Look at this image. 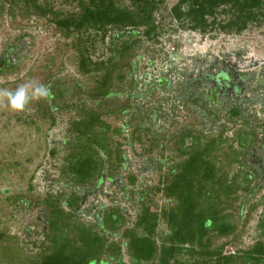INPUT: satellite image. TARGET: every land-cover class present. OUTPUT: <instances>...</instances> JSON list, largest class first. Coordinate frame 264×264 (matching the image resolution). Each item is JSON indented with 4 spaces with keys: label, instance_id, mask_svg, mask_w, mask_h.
I'll return each mask as SVG.
<instances>
[{
    "label": "rangeland",
    "instance_id": "374dc122",
    "mask_svg": "<svg viewBox=\"0 0 264 264\" xmlns=\"http://www.w3.org/2000/svg\"><path fill=\"white\" fill-rule=\"evenodd\" d=\"M178 2L161 0L155 31L145 35L143 27L138 34L114 27L60 31L54 21L76 12V0H38L51 10L41 18L21 17L24 10L0 0V89L32 81L51 90L19 112L0 98V264H40L54 251L84 254L86 229L120 250L114 259L99 252L107 264H158L159 254L137 263L129 240L149 236L158 252L171 244L168 220L178 201L166 187L190 160L200 170L188 175L195 211L212 219V247L226 244L223 255L241 264V252L264 244V181L253 170L257 158L264 167V22L239 34L223 31L225 6L202 34L172 19ZM112 4L133 10L130 0ZM80 51L93 66L87 75L78 69ZM96 63L111 71L104 101L95 95L104 72L94 71ZM87 111L100 115L102 126L88 134L96 132L98 144L73 127ZM83 153L97 171L79 185L68 161ZM118 209L123 218L114 224L107 217ZM41 213L45 222L37 219ZM226 222L235 225L234 236L212 229ZM180 248L179 260L191 263L194 242Z\"/></svg>",
    "mask_w": 264,
    "mask_h": 264
},
{
    "label": "trees",
    "instance_id": "16d2710c",
    "mask_svg": "<svg viewBox=\"0 0 264 264\" xmlns=\"http://www.w3.org/2000/svg\"><path fill=\"white\" fill-rule=\"evenodd\" d=\"M11 5L17 8L15 11L24 10V13H18L21 17L28 14H34L38 17H45L47 12L51 11L49 8H45L38 4V0H8ZM161 0H130L133 8L130 11L127 8L118 9L112 4V0H76V12L69 14L61 20H56L54 23L58 29L62 32H69L71 29L80 33L85 29H103L106 27H114L121 31L127 30V33L138 34L136 29L139 27L145 28L143 34L151 35L155 31L154 26V13L158 10V5ZM228 6L229 17L220 28L226 32H234L239 34L244 31L249 24H260L264 22V0H179V2L170 9V16L176 22H179L182 28L192 31H198L205 33L208 29L207 19L216 15L218 9ZM48 10V11H47ZM14 14L13 12L10 13ZM129 28V29H128ZM84 30V31H85ZM121 47L127 51L128 43L122 40ZM92 63L82 55L80 51V57L78 60V69L84 74L91 72ZM93 67V66H92ZM105 63H96L94 71H104L102 74V81L98 80V86L95 89L96 97L101 98L103 101L108 98L110 93L104 91V88L109 84L111 78V71L105 70ZM101 76V74H100ZM103 88V89H102ZM84 114V112L82 113ZM86 116L82 117L79 123H74L73 127L76 132L81 134L86 141L94 142L98 144L95 136L96 132L88 135L94 128V125H101L99 121L100 115L94 111H87ZM102 128V127H99ZM201 154L197 155L196 160L200 159ZM195 160H190L179 170V175L174 178V182L166 187V193L169 197L174 196L177 198L176 208L171 214L168 220L170 226L169 241L171 244L163 247L159 252L157 251V244L150 240V237L139 238L130 237L131 247L129 251H132L135 261L149 262L156 258L159 254L158 264H236L231 256L223 255V248L226 244H221L218 247H212L211 242L207 238L208 225L212 222L210 217H207L206 212L200 213L195 211L197 203L194 200V194L192 193V184L189 181V176H200V170L196 169ZM69 171L72 173L74 179L79 185H83L90 181L94 177V173L97 171V166L93 161V158L87 153L75 155L69 159ZM199 164V163H198ZM203 172V171H202ZM209 170L204 169V176L208 175ZM189 175V176H188ZM201 189V188H200ZM72 204V206H71ZM68 208H72L76 205L75 202H66ZM144 212L143 219L145 220L148 230V234L152 233V230L148 228L151 224V219H147L150 215ZM178 214H181L178 216ZM70 217H73L72 212H68ZM117 215L116 220H112V217ZM178 216V219H177ZM180 217H183V221H180ZM108 219L115 221L114 224L122 220L123 216L118 209L109 213ZM142 220V219H141ZM106 221V220H105ZM217 222V219H215ZM218 224V223H216ZM212 226V229H216L217 233L221 237H231L235 235L236 227L231 222L223 223L219 226ZM151 226V225H150ZM112 228V226H110ZM85 231V232H84ZM82 236V242L86 243V252L80 253V250L75 254H66L63 252H51L48 256L42 258L40 264H107L100 256L101 253L108 255L111 259L120 258V250L113 249L106 242L107 239L100 241L98 238H94L91 231L84 230ZM127 237H129L127 235ZM234 237H232L233 239ZM204 240V241H203ZM196 248L191 253L194 255L193 261L190 263L182 262L180 256L183 250L180 248L183 244L193 243ZM197 244L199 245L197 247ZM126 245V244H125ZM198 248V249H197ZM115 250V251H113ZM110 251H113L110 253ZM92 252V253H91ZM91 253L94 259H89L87 256ZM240 254V253H239ZM242 257L238 260L241 264H264V244L259 241L256 242L247 251L241 252ZM239 256V255H238ZM171 260V261H170ZM119 262V259L115 262ZM118 264V263H117Z\"/></svg>",
    "mask_w": 264,
    "mask_h": 264
},
{
    "label": "clouds",
    "instance_id": "9594fccd",
    "mask_svg": "<svg viewBox=\"0 0 264 264\" xmlns=\"http://www.w3.org/2000/svg\"><path fill=\"white\" fill-rule=\"evenodd\" d=\"M51 96L48 85L28 81L14 90L0 89V98L7 100L11 110L23 111L32 101L47 100Z\"/></svg>",
    "mask_w": 264,
    "mask_h": 264
},
{
    "label": "flooded vegetation",
    "instance_id": "af4514ba",
    "mask_svg": "<svg viewBox=\"0 0 264 264\" xmlns=\"http://www.w3.org/2000/svg\"><path fill=\"white\" fill-rule=\"evenodd\" d=\"M253 158L254 157L251 156L252 160H253ZM256 165H255V168L253 170L257 174V176H259L261 174V177L259 178V180L264 181V167H263V164H262L261 160L258 159V158H257V164ZM256 167H258V169H256ZM41 215H42V213L37 217V219H43V222H45V219H48V218H45V216H41Z\"/></svg>",
    "mask_w": 264,
    "mask_h": 264
}]
</instances>
